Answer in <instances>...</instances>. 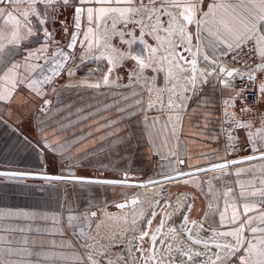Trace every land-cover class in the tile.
Segmentation results:
<instances>
[{"label": "crops", "instance_id": "obj_1", "mask_svg": "<svg viewBox=\"0 0 264 264\" xmlns=\"http://www.w3.org/2000/svg\"><path fill=\"white\" fill-rule=\"evenodd\" d=\"M62 4V0H57L55 5ZM0 6L7 12H12L13 16L20 21L17 29L13 21L8 20L5 23L6 16L0 18V44L5 45L0 51V68L6 71L3 61L8 62L7 67H11L12 63L18 64L19 67L10 75L20 81L26 75L25 72H21L22 56L35 45L51 40L44 35V30L39 31V27L43 29L46 27H44L45 23L43 25L37 23L36 18L38 17L37 21L44 18L45 22L49 21L47 26L50 23L51 27L50 12L53 5L42 2L36 5L37 16L31 19L33 24L30 20L33 27L39 24V27L35 29V35H29V26L21 15L23 12H29L30 7L21 9L18 6L5 7V4ZM249 12L253 16L259 14V0H256L255 4L250 0H227L222 7L216 8L207 26L200 27L198 32L197 44H199L198 49L203 61H218L231 51L219 42L220 39L231 42V37L220 21H224L234 31L240 30L241 25L238 21L240 18L250 19ZM13 31H18L19 45L8 43ZM256 31L258 34H264V22L257 23ZM192 47L195 53V45ZM205 55L210 59L205 60ZM197 64V70L203 67V72H208L206 63ZM252 77L256 80L258 100L253 105L244 106L236 98V90L228 85L220 84L214 76L209 75L205 81L201 76L200 86H192L193 89L188 94L189 110L182 117L176 142L172 145L170 142L163 143L156 128H153L151 134L145 133L151 154L158 156L163 162L176 153V161L179 164L183 161L185 170H191L238 157L237 154L244 151L245 146H248L251 152L253 144L250 141L254 142L258 149H262V144L256 141L258 134L256 129L258 130L261 126L258 120L264 117V92L261 91V85L264 84V71H259ZM57 81H53V85L51 83L47 88L46 98H51L52 103L59 89L74 87L58 88ZM196 81L197 79L195 83ZM9 92H11L10 96ZM0 94L5 97L4 100H0V170L41 172L49 165L50 168L58 166L60 169L68 166V163L61 165L58 162L59 155L48 150L47 145L45 146L46 140L42 136L39 123L34 118V113L39 107L34 103L36 99L34 94L20 83H17L13 89L4 71H0ZM228 113L241 121L242 127L238 130L233 128L234 134L226 128L224 119L227 118ZM62 114L61 111L57 116L52 117L51 136L63 144L75 139L76 127L88 121L61 117ZM167 169L170 168L162 167L161 171ZM124 187L113 184L72 182L71 190L65 192L62 181L58 183L48 181L42 184L20 179H0V238H2L0 239V260L5 264L8 261H14L16 264H86L82 247L90 215L103 205L112 206L122 201L123 194L126 192ZM260 210L261 208H257L246 215L243 214L244 219L247 216L253 218L252 224L246 227L248 231L251 227L264 229V224L259 220L255 222V215L259 216ZM69 217L72 219L69 220ZM253 236L260 237L254 240ZM261 238H264V232L252 234L250 240L259 248L258 241ZM9 249H11V255H9Z\"/></svg>", "mask_w": 264, "mask_h": 264}, {"label": "rangeland", "instance_id": "obj_2", "mask_svg": "<svg viewBox=\"0 0 264 264\" xmlns=\"http://www.w3.org/2000/svg\"><path fill=\"white\" fill-rule=\"evenodd\" d=\"M226 1L215 0V3L222 5ZM142 2L148 6L149 10L131 16L127 23H125L123 18L119 17L120 20L116 19L120 23L116 24L115 20V28L112 27L113 18L102 20L98 31L95 30L94 24L90 25L94 30V34H90L91 40L95 43L96 38L99 37L100 43L99 45L95 44L93 49H89L86 46L87 51H83L85 47L84 30L88 31L89 27H84L80 35L83 43L81 41L78 43V46L79 44L81 45V54H79V57L77 56L74 62H71L72 64H69L67 71L59 77L57 87H89L88 85L98 83L100 85L99 87L89 88L101 89V86H104L103 76L108 74L109 87L116 86L119 87L117 89H124L135 85L137 82L134 84L132 82L136 78H139L138 82L144 90L142 94L143 108L140 112V121H142L141 129L144 138L146 140L145 133L146 135L151 134L153 128H156V132L162 138V142H170L172 145L179 136L182 117L189 110L190 99L188 94L194 86H200V83L198 84V81H196L193 86L190 80L191 78L189 79L187 76L186 66L179 61L178 57L173 60V64L179 63L180 68L172 67V77L169 78L168 69L170 66L167 62L160 60L159 63H154L151 67L140 69L137 61L130 60L135 56L132 51L137 49L139 52L137 56L144 58L148 55L146 47L150 46L157 49L156 56L160 58L168 54L166 49L171 51L168 43V41H171L173 44L181 45L175 49V52H180L185 57V61L195 60L196 64L200 62L208 63L207 74L211 72V76H214L216 73L213 68L214 63L212 61H203L202 54L197 48L199 29L202 26H207V22H209L211 16L205 17L206 23L198 24V21L204 16V13L208 12L209 5H212L214 0H202L198 5L200 10L192 23L186 25L187 35L191 37L190 42L187 39H182L181 35L176 31H173L171 35L167 31L171 17H177L179 24H185L179 18L180 9L171 6L166 7L157 2L155 3V8L159 11L153 12L151 11L153 7L151 0H142ZM136 3L137 0H133V4L135 5ZM24 6L18 5L21 9ZM90 6L100 7V5L85 4V12H87V7ZM112 6L123 8L129 5L124 3L116 5L114 3ZM33 7L36 12L37 7L34 4L30 7L26 22L28 24L27 26L29 28L31 27L35 32L39 24L35 25V27L30 26V20L37 15L36 13L33 14ZM157 20H159V25L153 31V26L157 25ZM158 37L159 39H157ZM83 38L84 40H82ZM178 38H181V40ZM117 39H120V41ZM194 45L196 47L195 53L192 47ZM120 46H123L122 49ZM98 56L105 58L96 59ZM192 56L194 58L191 59ZM107 57L112 58L113 63L111 65ZM126 61L130 63L131 68L135 67V69L132 70L133 74L131 76L126 77L123 75L124 79L121 80L119 78L120 73L115 71L119 69L118 66L121 63ZM145 62L147 63V60ZM109 67H113V71L110 74L108 73ZM191 67L192 75L196 79H199L203 71L197 70L195 67V71L193 72V66L191 65ZM200 80L202 79L200 78ZM128 83L130 84L126 86ZM173 86H175V91H169ZM170 101L172 102L171 106L169 104ZM176 105L180 106L177 107ZM98 126L93 125L90 128L95 131ZM245 147L247 149L245 148L244 151L239 152L237 155L243 156L250 153L248 146ZM108 148L115 150V146L113 145ZM175 156L176 153L169 156V159L163 162L158 158L159 160L154 166L150 161L149 173L132 174L133 179H152L177 170H185V166L179 164ZM162 167H169L170 169L162 172ZM237 172L240 174L236 175ZM262 180H264V158L215 170L214 172L210 171L187 176L170 183L153 184L147 186L144 190L124 187L126 192L123 194V200H126L139 190L138 192H141V195L137 197L139 203L134 207L121 210H114L109 205L107 207L103 205L98 208L96 210V218L100 219V215L104 216V218L102 219L103 221H99L94 226L95 229L93 232H90L92 226L89 228L83 245L84 254L92 264L93 261L96 264H101L99 258L103 253H106V244H120L119 240L122 238L126 240L128 247L131 246L134 240L133 235L137 236V234H142V223L145 217L148 216L151 210L159 208L158 213L160 212L162 216V226L157 233L158 235L156 234V246L152 253L156 262L155 264H213L214 261L215 264H224V261L228 259L226 255L227 249H217L214 245L235 244V239L234 237L214 235V233L234 231L239 224H233L231 222L232 213L236 211L238 213V220H244V204L256 205V209L264 205L255 200L251 201L255 197L264 199V196L261 195V191L264 190V184L261 183ZM241 193H243V196ZM110 212L113 214L110 215ZM132 214H135L137 221L135 225H132L133 218H130ZM222 214L224 216L223 222H221ZM185 216H187V221L182 223ZM114 217L117 220H113L114 227L111 231L113 233H111L107 226L108 223L105 220H112ZM257 217L258 214L255 215V218ZM117 232L121 237L115 235ZM243 235L246 242L240 245L239 252L231 255L229 264H241V256L252 259L250 254L245 251L247 241L251 239L252 233L245 228ZM259 237L253 236V239L257 240ZM203 239H210L211 242ZM128 249L131 250L130 248ZM197 253L199 255H196ZM176 256L181 257V260H178ZM189 256L196 258V260L189 259ZM117 264H141V262L137 260V263H135L131 256L129 259L124 255L122 256V262H118Z\"/></svg>", "mask_w": 264, "mask_h": 264}, {"label": "water", "instance_id": "obj_3", "mask_svg": "<svg viewBox=\"0 0 264 264\" xmlns=\"http://www.w3.org/2000/svg\"><path fill=\"white\" fill-rule=\"evenodd\" d=\"M73 4L81 6L78 1L72 0L68 6H65L64 4L53 5L50 12V30L52 34L54 33V30L59 29L60 34L64 37L66 42L54 41L51 39L49 42L39 43L31 50H28V52L22 56L20 62L21 72L26 73L24 78H21L20 80L23 81V83L20 84L27 87L36 98L34 103L39 107L34 113V118L35 121L39 123L43 134L42 136L46 140L47 148L59 155L58 162H60L61 165L68 163V166L60 169L58 166L50 168L49 165L46 170H41V172H25L32 173L33 175L12 179H20L42 184L48 181L52 183H58V181L79 183L87 182V179L123 181V183H115L113 185L138 189L153 184L170 183L187 176L220 170V168H213V165H219L225 161H238L236 164L229 165V167H232L245 162L263 159L261 158V151H264V140H262V138H264V117L261 118L260 121L258 120L261 126H259L260 128L258 130L256 129L258 132L256 141H259L262 144V149H260V151L253 152L251 146L250 154L233 158L231 157L230 159L219 163L205 165L191 170L171 172L152 179H133L132 174H148L151 166L150 150L147 147L141 129L140 112L143 108L142 94L144 90L139 82L124 89H97L89 87L63 88L55 93L53 103L51 98H46L47 88H49L53 81L58 80L59 77L64 74L67 66L72 62L73 49L76 43L71 49L67 47L69 42L73 39L72 33L75 32V41L77 42L82 29L84 12L81 14L80 26L79 28H76L74 26ZM54 7L56 9L55 11ZM83 7L85 9V5H83ZM61 21H64V23H61ZM72 28L74 30L69 34V31ZM65 29H67V31H65ZM45 45L46 47H44ZM42 47H44L43 52L39 51ZM29 53H32L31 57L25 59L28 57ZM64 56H67L68 59L65 60ZM213 68H216L215 64ZM229 71L226 72V75ZM45 77H48L49 79L45 81ZM208 77L209 75H206L204 81L208 79ZM33 81H35V83H33ZM68 100L71 101L68 102ZM45 101H48V103L45 104ZM244 106H246V104H244ZM61 111L63 112L61 117L88 121L87 123L76 127L75 139L64 142L63 144L60 143L58 139H54L51 136L52 117L57 116ZM115 112H119L121 121L120 126L122 129V138L117 152L115 150L106 151L109 149V146H115L113 137L110 139V144H101L99 147L98 144H96L94 137V134L99 130V126L95 131L90 128V126L99 125L95 122H100V119L102 120L103 118L113 117ZM224 120L226 122V128L229 129L232 134L235 133L233 128L238 130L242 127L241 121H239L237 117L233 118L230 113H228L227 118ZM79 130L80 132H78ZM69 134L71 133L69 132ZM94 148L97 149L91 150ZM240 150H242V146H240ZM248 156H254L256 158L248 160L246 159ZM180 164L182 165V163ZM199 169H205V171H199ZM188 173H191V175H183ZM125 174H127L126 180ZM45 176L62 177V179L41 178ZM168 177H175V179L169 180L167 179ZM77 178L87 179L81 181ZM0 179L9 178L0 177ZM133 200H135L136 203L138 202V198L135 195H131L126 200L117 202L115 206L120 210L126 209L136 204L132 203ZM117 205H124V207H118Z\"/></svg>", "mask_w": 264, "mask_h": 264}, {"label": "snow or ice", "instance_id": "obj_4", "mask_svg": "<svg viewBox=\"0 0 264 264\" xmlns=\"http://www.w3.org/2000/svg\"><path fill=\"white\" fill-rule=\"evenodd\" d=\"M18 2H23V0H0V5H4V4H8V5H15ZM37 2H42L45 3L46 5H55L57 3V0H28L29 6L31 7L32 5H34ZM63 4L65 6H68L70 3V0H62ZM161 3L163 6H171V7H175L180 9L179 12V18L182 19L185 24H179L178 23V19L177 17H171L170 21H169V27L167 29V31L169 32V34L171 35L173 33V31H176L177 33H179L181 35L182 39H187L189 42L191 41V37L187 35V31H186V25L187 24H191L193 19L195 18L196 14L199 12V7L198 5L202 2V0H151V3L153 5L151 11L156 12L159 11L158 9L155 8V3ZM251 3L256 2V0H250ZM79 5L81 6H76V4H73V8H74V26L76 28H79L80 26V19H81V14L85 11L83 5L87 4V5H100V7H87V20L89 22V25H95V30L98 31L99 30V25L100 22L102 20H106L108 18H113V23H112V27L115 28V18L114 17H120L123 18L125 23H127V21L131 18V16H134L136 14H139L142 11H147L148 6L145 5L142 0H137V3L134 5L133 4V0H78ZM116 5H120L122 3L129 5L128 7H113V4ZM217 7H222V5L216 4L215 0L214 3L212 5H209L208 8V12L204 13V16L201 17V19L198 21V24L201 23H206L205 17L208 16H212L215 14V9ZM55 7H54V11H55ZM32 12L33 14H35V8H32ZM21 15L24 17L25 21L28 20V12H23L21 13ZM47 14L45 13V16ZM249 18L250 19H245V18H240L239 19V24L241 25V29L240 30H236L234 31L233 28L229 27L228 24L224 23V21H220V23H222L224 25L225 30L227 31V33L229 34V36L231 37V42L226 41V40H222L220 39L219 42L221 44H224L229 50L235 51L237 49H240L242 45L251 42V41H255V45L257 46V50H258V54L261 58H264V34H258L256 31L257 28V23L258 22H264V0H259V14L257 16H253V14L251 12H249ZM6 16L5 19V23H7L8 20H11L14 22V24L16 25L17 29L20 25V21L17 20L14 16L12 12H7V10L0 6V18H4ZM39 23L41 25H43L45 23V19L41 18L39 20ZM61 23H64V21H61ZM159 25V20H157V25L153 26V31H155L156 27ZM65 31H67V29H65ZM29 35H35L36 33L33 31V29L30 27L28 29ZM90 34H94V30L92 27H89L88 31H86L84 33V38L85 41H87V46L89 49H91L93 47V41L91 39H89ZM213 35H215V33H212ZM44 35L50 36V33L45 31ZM75 32L72 33L73 39L72 41L69 42V44L67 45V47L69 49L73 48L74 44L76 43L75 41ZM121 35H123V33H121ZM142 35V34H141ZM159 39V37L157 38ZM197 39H199V37L197 36ZM219 39V37H218ZM8 43L11 45H19L20 43V38H19V34L18 31H13L12 33V38L8 40ZM83 43V42H82ZM100 43V39L99 37L96 38L95 40V44L99 45ZM169 46L171 48V51H169L168 49H166V51L168 52L167 55L157 58L156 56V52L157 49L156 48H152L150 46L146 47V51L148 53V55L144 58H142L141 56H133L132 59L138 62L139 68L140 69H144L146 67H151L154 63H159L160 60H163L165 62H167L169 64V69H168V76L169 78L172 77V67H176V68H180L179 63L173 64V60L178 57L179 60H185V57L179 55L178 52H175V49L180 47L181 45L179 44H173L171 41H168ZM5 45L0 44V51H2L4 49ZM46 47V45L44 46ZM44 47H42L39 51L43 52L44 51ZM197 48H199V44H197ZM62 54V53H61ZM227 54V53H224ZM32 53H29L28 57H26L25 59H28L29 57H31ZM63 55V54H62ZM101 58H105L103 56H98L96 57V59H101ZM64 59L67 60L68 57L64 56ZM109 64L111 65L113 63L112 58L111 57H107ZM205 60H209L210 58L205 55L204 57ZM147 60V63L145 62ZM187 63L191 64L193 66V72L195 71V64L196 61L195 60H187ZM213 63H215V60H212ZM5 67H6V71L4 70V68H0V71H4V75L6 77H9V82L12 85V88L14 89L17 85V83H23V81H17L15 76H11L10 74H12L14 72L15 69H17L19 67L18 64L16 63H12L11 67H7L8 62L7 61H3L2 62ZM260 65H257V70L260 69ZM113 71V67H109L108 68V73L110 74ZM221 72H224L225 69L221 68L220 69ZM71 74V73H70ZM212 73L209 72V75H211ZM227 75L229 77H231L233 75V71H229L227 73ZM49 78L45 77V81H47ZM249 80L253 79V77L250 75L248 77ZM33 83H35V81H33ZM192 83L193 86L195 85V77H192ZM221 84L227 86L225 81H221ZM103 84L104 85H108L109 84V75L105 74L103 76ZM89 87H99L100 85L97 84H91L88 85ZM169 91L174 92L175 91V86H173V88L169 89ZM261 91L264 92V84L261 85ZM9 96L11 95V92L8 93ZM5 97L4 95L0 94V100H4ZM48 101H45V104H47ZM170 106L172 104V102H169ZM177 107H179L180 105H176ZM229 139H231V137H229ZM25 140L27 141V137H25ZM262 140H264V138H262ZM253 144L252 147V151L253 152H257L260 151V149H258L255 146V143L250 141ZM45 146H46V142H45ZM229 147H231V145H228ZM256 157L254 156H248L246 157V159L248 160H252ZM261 158H264V151H261ZM180 163H183V161H180ZM238 163V161H225L222 164L219 165H213V168H220V169H224L229 167L230 164H236ZM199 171H205V169H199ZM240 173L237 172L236 175H239ZM29 175H33L32 173H25V172H19V171H0V177H6L9 179L12 178H20V177H25V176H29ZM183 175H191V173L188 174H183ZM43 179H62V177H41ZM78 180L84 181L87 178H77ZM127 179V174H125V180ZM167 179L171 180V179H175V177H168ZM87 182L89 183H109V184H115V183H123V181H110V180H92V179H87ZM153 183H158V182H153ZM262 184H264V180L261 181ZM229 191H231V189H229ZM225 195H227V193H225ZM241 195L243 196V193H241ZM253 195H255V193H253ZM261 195L264 196V190L261 191ZM132 203H136L135 200L132 201ZM118 207H124V205H117ZM256 205H249V204H244L243 205V209H244V213L245 215L256 209ZM190 208V206H189ZM93 216L96 215L95 212L92 213ZM154 215V214H153ZM72 217H69V220H71ZM224 216L223 214L221 215V222H223ZM259 220L260 223L264 224V205L261 206V210H260V215L256 218ZM187 221V216L184 217L183 222ZM231 222L233 224L238 223L239 226L234 230V231H226V232H221V233H214V235H222V236H226V237H234L235 239V244H215L214 247L217 249H227V257L228 259H226L224 261V264H229V260L232 254L237 253L240 251V245L244 244L245 238H244V231L246 226H249L252 224L253 222V218L252 217H247L244 220H238V213L236 211H233L232 213V218H231ZM149 225L152 223V220L149 219L147 222ZM250 231L253 235H255L257 232H264V229H261L259 227H251ZM148 233L145 231L141 237H139L140 239H143V236H146ZM2 239V238H0ZM153 241H155V235L152 236ZM199 242V241H197ZM260 247L257 248V245L252 244L251 240L247 241V248L245 249V251H247L250 256L252 257V259H248L245 258L244 256L240 257V262L241 264H264V238H261L258 241ZM140 249H138L139 251ZM11 249H9V255H11ZM31 254V253H30ZM196 255H199L198 253ZM189 259H191V256L189 257ZM0 264H5L4 261L0 260ZM7 264H16V262L14 261H8ZM93 264H96L95 261H93ZM109 264H111V262H109ZM213 264H215V261L213 262Z\"/></svg>", "mask_w": 264, "mask_h": 264}, {"label": "flooded vegetation", "instance_id": "obj_5", "mask_svg": "<svg viewBox=\"0 0 264 264\" xmlns=\"http://www.w3.org/2000/svg\"><path fill=\"white\" fill-rule=\"evenodd\" d=\"M114 18L116 20V24L117 23L119 24L120 22L117 21V19L120 20L119 17L117 16ZM46 21H47V19H46ZM48 22H45V26H44V27H46L45 31L50 33V36H47V37L54 40V41H59V42L65 41L66 42L64 37L60 34L59 29L54 30V33L52 34V32L50 30L51 27L49 26L50 23L47 26ZM84 27H90L89 22L87 20V12H85V11H84V19H83L82 29H81V32L79 34L78 40L75 44V47L73 49V57L71 59L73 62L76 60L77 56L79 57V54H81V51H82V49L80 48L81 45L79 44V46H78V43L81 41L80 35L82 33V30H84ZM73 30L74 29L72 28L69 31L70 32L69 34H71V32ZM132 30L134 31V29H132ZM84 31L86 32L87 30H84ZM42 34H43V32H42ZM52 35H53V37H52ZM115 36H117V35H115ZM117 37H119V36H117ZM89 39H91V35L89 36ZM82 40H84V38ZM117 40L120 41V39H117ZM84 42H85V47H84L83 51H87V47H88L87 41H84ZM94 47H95V43H93L92 49ZM122 47L123 46H120L121 49H122ZM132 52L135 56H137L139 54L137 49H134ZM130 60H133V59L131 58ZM70 64H72V63H70ZM68 66L66 68V71L68 69ZM118 67H119V69L116 70L115 72L118 71L120 73L119 78L121 80L124 79L123 75H125L126 77L131 76L133 74L132 70L135 69V67L131 68L132 66H130V63L127 61L124 63H121ZM127 67H129V68H127ZM116 79H118V78L116 77ZM138 80H139V78H136L132 83L134 84V83L138 82ZM112 88L117 89L119 87H116V86L109 87L108 85L101 86V89H112ZM114 114L115 115L113 117L103 118L102 120L100 119V122L99 121L97 122V124H99V130L94 134V137H95L96 144H98L99 147L101 146V144H103V145L107 144V143L110 144V139L113 137V139L115 141V151L117 152L119 150V146H120V142H121V138H122V129L120 126L121 121H120V117H119V112H115ZM103 122H106V123H103ZM101 125H103V126H101ZM141 126H142V121H141ZM78 132H80V130ZM146 143H147V147L150 150V154H151L150 146H149L147 141H146ZM95 149H97V148H94L91 150H95ZM107 150L110 151V149H107ZM138 203H139V200L135 205L130 206V207H134ZM112 208H114V210H120V209L116 208L115 204L112 205ZM158 209L151 210L150 213L148 214V216L145 217L144 222L142 223L143 224L142 234L145 231L148 234L146 236H143V239L139 238V237H141L142 234H137V236L133 235V237H134L133 244L129 247L126 245V240H123L122 238L119 240L120 244H116V245L106 244L105 245L106 253H103L99 258L101 260V264H109V262H111V264H114V263L117 264L118 262L121 263L122 262V256H124V255H126L129 259L131 256L132 260H134L135 263H137V260H140L141 264H155L156 262L154 260V256L152 255V253H153L154 248L156 246V242L153 241L152 236L155 235V238H156L158 235L157 233L162 226V222H161L162 216H161L160 212L158 213ZM111 214H113V213L110 212V215ZM136 216H137V214H136ZM130 218L131 219L133 218L132 219V222H133L132 225H135L137 223L136 218H135V214H132L130 216ZM149 219L152 220V223L150 225L147 223ZM113 220L116 221L117 218L114 217L112 220H108V221L105 220L108 223L107 226L110 229V232L113 230V227H114L113 226ZM99 221L100 222L103 221L102 218L98 219V218H96V215L93 216L91 214L90 215V222L88 224L86 232L89 230V228L91 226H93L94 223L96 225L97 223H99ZM114 225H116V224H114ZM118 231H119V229H118ZM111 233H113V232H111ZM115 235L121 237L120 234H118V232L115 233ZM208 242H211V240H208ZM128 248H130L131 250H129ZM138 249H140V250L138 251ZM176 257L178 260H181V257H179V256H176ZM191 260H196V258L191 256Z\"/></svg>", "mask_w": 264, "mask_h": 264}, {"label": "built area", "instance_id": "obj_6", "mask_svg": "<svg viewBox=\"0 0 264 264\" xmlns=\"http://www.w3.org/2000/svg\"><path fill=\"white\" fill-rule=\"evenodd\" d=\"M25 5L24 7H30L28 0H23V2H18L15 5L6 6H18ZM36 6V3H35ZM37 16V15H36ZM35 16V18H36ZM38 20V17L36 18ZM36 22L38 23L39 21ZM31 23L33 24L32 20ZM30 24V26H33ZM44 30L42 27H39V31ZM215 75L214 77L219 81H225L226 84L236 90L237 96L236 98L246 105H253L258 100V91L255 78L249 80L248 77L251 75H255L259 71H264V58H261L258 54V50L254 41L248 42L241 46L240 49L235 51H230L229 54L216 63H214ZM213 64V65H214ZM257 65H260V69L257 70ZM224 68L225 71L221 72L220 69ZM233 71V75L231 77L226 75L227 71ZM221 84V83H220ZM158 157L156 155L151 156V163L154 166L158 162ZM62 187L65 192L70 191L72 188V182L70 181H62ZM135 195V194H133ZM256 201L260 204H264V199L261 197H255L251 199V201ZM106 205L105 207H107ZM100 218H104V216L100 215ZM95 223L92 228H90V232H93L95 229ZM88 234V231H87ZM86 234V236H87ZM83 251V247H82ZM84 252V251H83ZM84 260L86 264H92L90 260L84 254Z\"/></svg>", "mask_w": 264, "mask_h": 264}, {"label": "bare ground", "instance_id": "obj_7", "mask_svg": "<svg viewBox=\"0 0 264 264\" xmlns=\"http://www.w3.org/2000/svg\"><path fill=\"white\" fill-rule=\"evenodd\" d=\"M179 40H181V38H178ZM181 43V42H180ZM179 53V55H181V56H183L180 52H178ZM184 57V56H183ZM193 58V57H192ZM179 59V58H178ZM182 64H184L185 66H186V73H187V76H188V78L192 81V77H193V75H192V67H191V65L189 64V63H187L185 60H179ZM195 67L197 68L198 67V64H196L195 65ZM199 67H201V66H199ZM188 69V70H187ZM201 70L203 71V67H201ZM208 72H203L202 73V79H205V77H206V75H209V74H207ZM195 80H196V78H195ZM197 81H198V83H200V82H202L201 80H200V78L199 79H197ZM179 171H181V170H179ZM214 172V171H213ZM144 188H146V187H142V188H138V189H141V190H144ZM139 191V190H138ZM136 192L135 193V196L136 197H138L139 195H141V192L139 193V192ZM195 235V234H194ZM203 240H209V239H203Z\"/></svg>", "mask_w": 264, "mask_h": 264}]
</instances>
